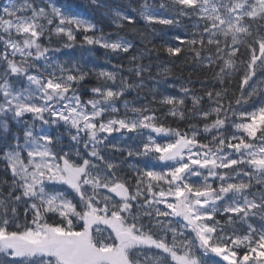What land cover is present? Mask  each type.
<instances>
[{
  "label": "snow or ice",
  "instance_id": "obj_1",
  "mask_svg": "<svg viewBox=\"0 0 264 264\" xmlns=\"http://www.w3.org/2000/svg\"><path fill=\"white\" fill-rule=\"evenodd\" d=\"M88 7L118 28L195 22L178 44L131 55L129 82L123 65L59 57L77 34L117 54L134 41L59 0L0 6V264H264V0ZM160 51L204 72L188 80L200 91L157 100L153 88L136 106L125 97L154 79L142 61Z\"/></svg>",
  "mask_w": 264,
  "mask_h": 264
},
{
  "label": "trees",
  "instance_id": "obj_2",
  "mask_svg": "<svg viewBox=\"0 0 264 264\" xmlns=\"http://www.w3.org/2000/svg\"><path fill=\"white\" fill-rule=\"evenodd\" d=\"M6 2L7 0H0V6H2ZM59 2L66 5L70 12L79 14L92 23H96L97 27L101 29L106 35H108V38L110 40H116L118 37H124L125 39L134 41V43L136 44V51H130L128 54H117L98 45H84L83 47H81L83 36L82 34H77V41L74 48L63 49L64 55L61 56V59H68L70 57H83L84 61L90 67H92L95 63L103 62L106 63L109 67V69H107L108 71L117 70L113 68V65H123V71L120 74L128 77L129 82L136 80L134 74H129L127 71L128 68L132 67V64L129 62L131 55H135L136 52L142 51L145 46L151 48L153 45H155L157 48H159L163 44H178V42L174 40L175 36H184L186 33H190L192 31V24L195 22L193 18L183 19L182 23L176 26H164L159 24L149 25L143 19L137 18V22L134 25L125 23V26L123 28H118L116 24L112 22L111 18L107 16L101 17L99 14L94 13L88 7L89 0H59ZM111 2L114 7L120 8L127 14H132V7H135L138 3H142L143 0H111ZM148 2L158 4L159 0H148ZM133 29L135 30L133 31ZM58 39L59 38H53V44L56 46H59V44H57ZM64 42V40L59 41L60 44ZM185 60L186 57L184 55L178 54L177 57H172L164 51H160L158 54L153 52L151 57L146 56L142 63H151V76L154 79L150 80L148 78V75L145 74V86L143 90L140 91L139 94L136 90H132L127 94L126 98L130 101L135 100L137 102L136 106H139L140 103L145 102L144 97L146 95L148 96V99H151V96L148 95V93L149 90L153 88L156 89L157 100L165 95L174 96L177 98L183 97L181 87L185 85L194 87L197 92H199L200 84L195 83L193 85H188V80L191 79L192 81H196L197 77L202 79L205 73L198 70L194 71L193 66L185 63ZM164 67L169 68L172 74L168 76L158 75V73H160ZM94 68L100 70L98 69V67ZM118 82L119 81H117V83ZM86 84L87 87L95 86L97 84L95 76H90L87 79ZM153 106L159 109V111L156 113L157 116H164L168 111V106L166 105L157 103ZM204 106L207 107V101L204 102ZM185 107H191L190 97L185 99ZM120 111L121 114H123V109H120ZM165 123L171 124L173 127L177 126V122L171 117H168L165 120ZM198 123H200V126L202 128L203 122ZM179 126L183 128L184 124L180 123ZM210 138V136L207 137V139ZM0 168H2V165H0ZM3 175V172L0 171V176ZM6 178L10 179V176Z\"/></svg>",
  "mask_w": 264,
  "mask_h": 264
},
{
  "label": "rangeland",
  "instance_id": "obj_3",
  "mask_svg": "<svg viewBox=\"0 0 264 264\" xmlns=\"http://www.w3.org/2000/svg\"><path fill=\"white\" fill-rule=\"evenodd\" d=\"M60 59H61V56L59 57ZM92 67H98V69H100L101 70V68L102 67H107V68H102L103 70H107V69H109V67L107 66V64L106 63H95ZM109 84H111V82H109ZM118 84V83H117ZM86 98H88V97H86ZM126 98V97H125ZM127 99V98H126ZM118 108H120L121 110L123 109V107H122V102H118L117 103V105H116ZM27 119H30V117H28Z\"/></svg>",
  "mask_w": 264,
  "mask_h": 264
}]
</instances>
